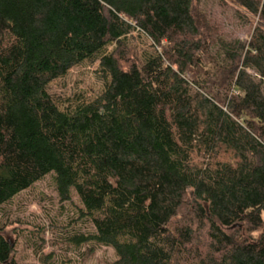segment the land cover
Returning <instances> with one entry per match:
<instances>
[{
  "label": "trees",
  "instance_id": "16d2710c",
  "mask_svg": "<svg viewBox=\"0 0 264 264\" xmlns=\"http://www.w3.org/2000/svg\"><path fill=\"white\" fill-rule=\"evenodd\" d=\"M233 1L250 41L225 0H0V209L54 175L111 264H264V0ZM113 44L106 90L60 111L50 84Z\"/></svg>",
  "mask_w": 264,
  "mask_h": 264
},
{
  "label": "rangeland",
  "instance_id": "374dc122",
  "mask_svg": "<svg viewBox=\"0 0 264 264\" xmlns=\"http://www.w3.org/2000/svg\"><path fill=\"white\" fill-rule=\"evenodd\" d=\"M225 1L227 7L223 10L216 7L215 12L221 15L226 30L242 41H250L258 19L250 16L233 0ZM210 6L213 8V3ZM126 43L128 49L143 61L154 51L150 40L138 31L129 35ZM115 47V44L107 47L94 60L84 62L50 84L48 92L60 111L73 112L106 90L110 79L102 72L100 60L111 54ZM84 212L85 208L75 191L71 192L70 201L61 200L54 175H49L0 209V228L6 227V238L14 245L15 259L19 264L115 262L118 257L113 248L92 241L84 244L75 241L79 236L94 234V227Z\"/></svg>",
  "mask_w": 264,
  "mask_h": 264
}]
</instances>
